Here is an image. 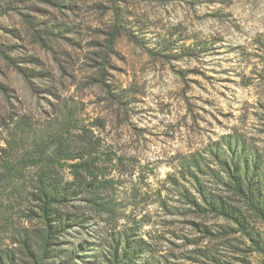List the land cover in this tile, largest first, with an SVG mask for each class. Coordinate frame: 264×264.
<instances>
[{"label":"rangeland","instance_id":"1","mask_svg":"<svg viewBox=\"0 0 264 264\" xmlns=\"http://www.w3.org/2000/svg\"><path fill=\"white\" fill-rule=\"evenodd\" d=\"M58 137L84 143L113 180L108 216L68 206L87 221L62 249L128 237L145 244L138 264H264L237 226L181 196L223 194L264 244L209 159L243 147L264 173V0H0V171ZM28 171L0 189V251L19 264L10 239L29 225Z\"/></svg>","mask_w":264,"mask_h":264},{"label":"trees","instance_id":"2","mask_svg":"<svg viewBox=\"0 0 264 264\" xmlns=\"http://www.w3.org/2000/svg\"><path fill=\"white\" fill-rule=\"evenodd\" d=\"M52 145L53 148L48 145L28 158L21 156L0 171V189L5 180L17 176L23 179L26 168L28 173L33 174L26 189L27 204L23 217L29 225L20 227L10 239V245L18 244L20 247L19 253L23 257L20 264H53L56 261L76 264L77 259L86 262L83 260L89 258V264H138L137 261L140 262L142 254L146 252L145 244L129 240L128 237L124 238L122 244L113 239L108 247L93 250L91 254L80 255V251H87L84 244H75L73 250L62 249L63 242H66L63 239L73 236L67 230L78 227L85 229L87 221L86 216L69 213L66 210L68 206L77 202L84 209L108 216L113 210L105 190L113 180L106 179L98 156L85 149L84 143L82 145L85 147L73 151L68 149L64 139L58 137ZM236 149L228 148L225 151L219 146L210 151V161L219 168L215 178L226 189L225 194L229 192L238 197L243 207L264 224V173H257V160L243 147ZM199 160L191 157L186 167L195 182H198L194 172L199 170ZM64 173L69 179L65 178ZM197 191L198 201L187 193L181 196L196 210L212 213L237 226L235 230L248 238L254 250L264 256V244L253 238L241 210L232 206L228 197L214 191L206 193L200 188ZM97 237L100 239L102 236L97 234ZM97 246H102L101 242ZM14 250L0 251V264H19Z\"/></svg>","mask_w":264,"mask_h":264}]
</instances>
